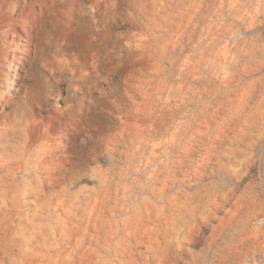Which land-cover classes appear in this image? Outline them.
Listing matches in <instances>:
<instances>
[{"label": "rangeland", "instance_id": "obj_1", "mask_svg": "<svg viewBox=\"0 0 264 264\" xmlns=\"http://www.w3.org/2000/svg\"><path fill=\"white\" fill-rule=\"evenodd\" d=\"M0 264H264V0H0Z\"/></svg>", "mask_w": 264, "mask_h": 264}, {"label": "bare ground", "instance_id": "obj_2", "mask_svg": "<svg viewBox=\"0 0 264 264\" xmlns=\"http://www.w3.org/2000/svg\"><path fill=\"white\" fill-rule=\"evenodd\" d=\"M13 84V83H12Z\"/></svg>", "mask_w": 264, "mask_h": 264}]
</instances>
